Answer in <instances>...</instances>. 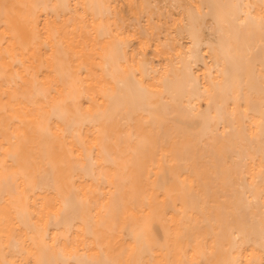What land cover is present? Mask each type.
Returning a JSON list of instances; mask_svg holds the SVG:
<instances>
[{
	"label": "bare ground",
	"instance_id": "1",
	"mask_svg": "<svg viewBox=\"0 0 264 264\" xmlns=\"http://www.w3.org/2000/svg\"><path fill=\"white\" fill-rule=\"evenodd\" d=\"M0 264H264V0H0Z\"/></svg>",
	"mask_w": 264,
	"mask_h": 264
}]
</instances>
